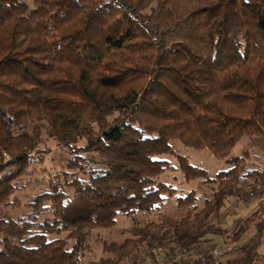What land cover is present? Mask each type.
I'll return each instance as SVG.
<instances>
[{
	"label": "trees",
	"instance_id": "16d2710c",
	"mask_svg": "<svg viewBox=\"0 0 264 264\" xmlns=\"http://www.w3.org/2000/svg\"><path fill=\"white\" fill-rule=\"evenodd\" d=\"M252 134L264 141V0H0V264H216L221 224L254 198L230 238L255 234L220 264H264V170L231 154ZM171 140L229 167L210 174ZM176 171L208 185L202 205L160 180ZM170 198L182 216L83 261L91 230Z\"/></svg>",
	"mask_w": 264,
	"mask_h": 264
},
{
	"label": "rangeland",
	"instance_id": "374dc122",
	"mask_svg": "<svg viewBox=\"0 0 264 264\" xmlns=\"http://www.w3.org/2000/svg\"><path fill=\"white\" fill-rule=\"evenodd\" d=\"M47 142L46 137H43ZM170 145L176 154L184 155L189 158V162L200 168L205 169L210 174H214L220 170H226L229 166L224 163L223 160L215 158L210 151L206 149H194L183 145L178 140H171ZM233 155H238L243 157L244 166L246 168H260L264 170V141L259 134L244 135L237 142V144L232 149ZM55 158V160L49 161L52 165L58 164V148H54L52 152L46 155V159L50 157ZM167 158L172 161L173 164L177 165V161L174 157L166 155ZM47 164V163H46ZM160 180L172 184L179 194H183L184 191L189 189H195L199 195L208 192V185H200L198 180H192L188 183L184 182L183 176L180 171L176 172H166L160 176ZM22 196V195H21ZM205 195L197 201L199 205H202V199ZM264 198V196L262 197ZM260 198H254L252 203L247 206H240L235 215L227 217L221 227L227 230L223 234L224 238H215L217 241V252L219 259L217 258L216 264H220L221 261L226 259H233L235 257V246L247 241L252 235L255 234V227L253 223L249 224V231L246 234L241 235L237 242H233L230 238L232 236V230L234 229L235 219L238 217L244 218L249 216L256 208ZM232 202V201H231ZM233 206L227 205L225 211H231ZM223 209V210H224ZM185 210L178 208L175 204V199H166L163 204L152 213L137 212L133 218L125 215H119L117 217V223L111 228H97L91 230L89 237L90 250L87 252L83 261H89L93 259H98L104 253L101 249V242L103 240H121L123 237L130 235V228L134 225H141L150 220H160L163 216L170 215L174 217H180L184 214ZM12 215H15L14 211H10ZM264 218V216H263ZM227 240V241H226ZM257 252L264 255V238L261 245L257 248ZM221 260V261H220Z\"/></svg>",
	"mask_w": 264,
	"mask_h": 264
}]
</instances>
